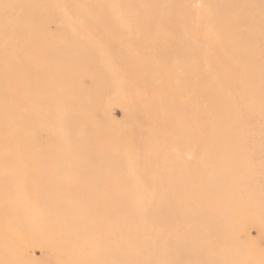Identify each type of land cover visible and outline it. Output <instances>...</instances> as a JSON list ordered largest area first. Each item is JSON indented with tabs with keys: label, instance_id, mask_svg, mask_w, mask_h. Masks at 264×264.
<instances>
[{
	"label": "rangeland",
	"instance_id": "obj_1",
	"mask_svg": "<svg viewBox=\"0 0 264 264\" xmlns=\"http://www.w3.org/2000/svg\"><path fill=\"white\" fill-rule=\"evenodd\" d=\"M0 264H264V0H0Z\"/></svg>",
	"mask_w": 264,
	"mask_h": 264
}]
</instances>
